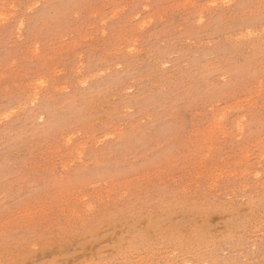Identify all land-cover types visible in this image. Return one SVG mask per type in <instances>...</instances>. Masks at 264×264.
I'll use <instances>...</instances> for the list:
<instances>
[{"label": "rangeland", "instance_id": "1", "mask_svg": "<svg viewBox=\"0 0 264 264\" xmlns=\"http://www.w3.org/2000/svg\"><path fill=\"white\" fill-rule=\"evenodd\" d=\"M0 264H264V0H0Z\"/></svg>", "mask_w": 264, "mask_h": 264}, {"label": "bare ground", "instance_id": "2", "mask_svg": "<svg viewBox=\"0 0 264 264\" xmlns=\"http://www.w3.org/2000/svg\"><path fill=\"white\" fill-rule=\"evenodd\" d=\"M88 254V253H87ZM77 258V257H76Z\"/></svg>", "mask_w": 264, "mask_h": 264}]
</instances>
